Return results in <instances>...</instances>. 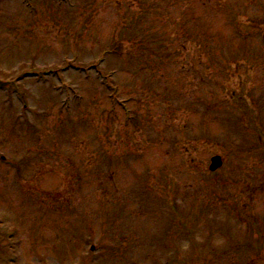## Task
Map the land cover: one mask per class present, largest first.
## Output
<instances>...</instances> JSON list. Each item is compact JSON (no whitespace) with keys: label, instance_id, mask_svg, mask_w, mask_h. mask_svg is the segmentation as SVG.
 <instances>
[{"label":"rangeland","instance_id":"obj_1","mask_svg":"<svg viewBox=\"0 0 264 264\" xmlns=\"http://www.w3.org/2000/svg\"><path fill=\"white\" fill-rule=\"evenodd\" d=\"M263 32L264 0H0V227L20 264L264 244Z\"/></svg>","mask_w":264,"mask_h":264},{"label":"flooded vegetation","instance_id":"obj_2","mask_svg":"<svg viewBox=\"0 0 264 264\" xmlns=\"http://www.w3.org/2000/svg\"><path fill=\"white\" fill-rule=\"evenodd\" d=\"M9 232H5L0 228V264H20L22 251L18 245H9L6 242V238ZM249 243V242H246ZM233 245L230 243L219 244L218 247L211 248L210 254L219 255V257H208L204 258L202 264H264V257H253L248 260V262L243 263V257H239L238 255L243 251L240 247L234 248V250H230ZM251 245H248L249 250H255V255L257 252L264 250V244L259 243L254 248H250ZM245 249V247H244ZM28 252H26L27 254ZM34 260L30 262L27 261L26 264H34L39 258L36 257L35 252H33ZM201 260V259H200ZM246 260V259H244ZM250 262V263H249Z\"/></svg>","mask_w":264,"mask_h":264},{"label":"water","instance_id":"obj_3","mask_svg":"<svg viewBox=\"0 0 264 264\" xmlns=\"http://www.w3.org/2000/svg\"><path fill=\"white\" fill-rule=\"evenodd\" d=\"M263 40H264V36H263ZM221 166V160L218 157L212 158L211 160V166H210V170L214 171L217 168H219Z\"/></svg>","mask_w":264,"mask_h":264},{"label":"trees","instance_id":"obj_4","mask_svg":"<svg viewBox=\"0 0 264 264\" xmlns=\"http://www.w3.org/2000/svg\"><path fill=\"white\" fill-rule=\"evenodd\" d=\"M129 42V41H128Z\"/></svg>","mask_w":264,"mask_h":264}]
</instances>
